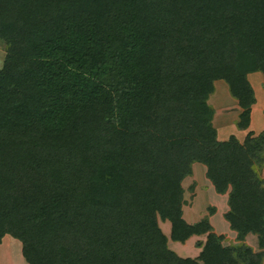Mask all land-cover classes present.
I'll return each mask as SVG.
<instances>
[{"label":"trees","instance_id":"16d2710c","mask_svg":"<svg viewBox=\"0 0 264 264\" xmlns=\"http://www.w3.org/2000/svg\"><path fill=\"white\" fill-rule=\"evenodd\" d=\"M0 245L22 244L28 264H263L264 131L218 141L207 100L225 81L251 124L248 75L264 74V0H0ZM193 132L160 157L172 94ZM217 149L214 156H207ZM202 162L225 219L246 244L224 247L208 219L183 216V180ZM207 234L196 259L169 248Z\"/></svg>","mask_w":264,"mask_h":264},{"label":"rangeland","instance_id":"374dc122","mask_svg":"<svg viewBox=\"0 0 264 264\" xmlns=\"http://www.w3.org/2000/svg\"><path fill=\"white\" fill-rule=\"evenodd\" d=\"M6 59H7V44L0 37V70H2L4 68ZM248 77H249V75H248ZM217 83H218L217 105L218 106L220 105L219 107L222 108L221 114L224 116L229 111L232 113V115H235L234 112L235 111L237 112V109H235L234 105L230 106L227 103L223 104L224 101L227 100V98H229V96H231V98H233V100H236L231 95L228 84L223 80H219V81H217ZM254 84H255V87L258 89V86L256 85V83H254ZM187 90L188 89H179V90L173 91L172 92L173 95L179 96L181 98L177 101H172L168 106V110L166 112L162 113L163 117L169 119V124L167 127H165L162 130V136L164 137L166 143H165V146L161 150L160 157L162 160L169 161L175 165L190 163L189 158L186 155H183L180 151L181 146L184 142H189L191 145H195L197 147H198L197 144L200 143L199 140L197 139L196 135L193 132H191L188 129V127H186L182 124V121H181L182 117L178 113V111L181 109H189L193 112L199 110V104H200L201 100L198 102L193 101L187 95L188 94ZM255 92L258 94L256 96L257 102L252 107V112L254 111L253 108L256 107L255 125L261 126L264 123V85H263V89L261 91L258 89V92H257L255 89ZM256 93H255V95H256ZM210 99L211 98L209 97V99L207 100L208 105H209ZM237 102H238V100H237ZM238 104H239V102H238ZM218 106H217V108H218ZM211 109H213V108L211 107ZM218 110H220V109L218 108ZM239 110L241 113L243 112L241 107ZM241 113H239L238 118L236 120H234V122L231 123V124L235 125L237 130H240L237 125L240 122ZM214 114H215V112H214ZM213 119H214V116H213ZM218 119H220V121L222 122L221 117H219ZM212 124H213V122H212ZM256 126L252 127L253 128L252 132L254 134V137L259 136L264 131V129L263 130L256 129ZM228 129H231V126H228L226 128L227 131H228ZM250 129H251V124H250L249 129H247L246 132L243 133V135H241L242 136L241 140H239L238 137L236 136V138L239 140L240 143L245 142L248 134L251 132ZM231 136H233V135H231ZM192 142H196V143L194 144ZM198 148L201 149L202 145L201 146L199 145ZM214 150L215 151H213V149L208 150L206 155L211 157L213 155V153H211V152H215V153L217 152V149H214ZM185 158H186V161H185ZM187 159H188V161H187ZM183 160H184V163H183ZM201 165H199V167L196 168V174H194L193 163H192V165H191L192 166V172H193L192 175L186 177L182 182V187L184 189L183 209L186 207L185 209L188 208L187 210L190 209L191 212L194 211L196 217H200V215H202V219L199 222H201L204 219H208L210 221V217L217 215V213H216L217 212V210H216L217 206L215 204L216 203L215 199H212V197L210 196V191H209V193L208 192L205 193V191H206L205 184H207L206 183L207 179H206L205 175L207 173V168H206L205 173H204V168L201 167ZM256 167H257V172L259 173L260 177L264 180V162L261 165L257 164ZM199 185H200L199 191L203 190V192L205 193L204 196H201V194L197 195ZM225 195H228V194H225ZM227 198H229V197H227ZM193 205H194V208H193ZM183 214H184V211H183ZM192 215H194V214H192ZM167 223H168V225L166 227L162 226V225H165ZM213 223L217 227V217L214 219ZM169 226H171L170 222L160 221V227H161L162 231L166 230V233H164V234H169V228H168ZM164 227L166 229H164ZM213 232L215 234H217V232L214 228H213ZM248 236L245 238L244 241H239L238 239H236V237L235 238L229 237L228 241L231 244H233L236 241L237 242L236 246H240V245H242V243L246 244L247 246L251 247L253 249V251L256 253L262 252V249L259 246L258 236L253 235V234H250L249 237ZM198 238L199 239H195L196 241L194 240L191 243L186 242L185 244L175 243L171 239H169V248L176 253L179 250L186 252L188 255L185 253L183 254V257H185V258L186 257H192L193 255L196 254L197 248L199 247L198 242H201V241H203L201 243L206 242L207 234L202 235V236H198ZM14 240H16V239H14ZM19 249L20 248L18 246H14L13 244H9V245L7 244L5 247L1 248L0 249V264H28L23 258L22 250L21 249L19 250ZM263 264H264V260H263Z\"/></svg>","mask_w":264,"mask_h":264},{"label":"crops","instance_id":"0c3cea01","mask_svg":"<svg viewBox=\"0 0 264 264\" xmlns=\"http://www.w3.org/2000/svg\"><path fill=\"white\" fill-rule=\"evenodd\" d=\"M248 78H249V81L251 82V84L253 86L254 91L256 89V91L258 92V89L260 91L263 89V85H264V74L263 73H260V72L252 73V74H249ZM254 83H256V85L258 86V89L255 87ZM217 93H218V83L216 81L215 82V92H214L213 95L210 96L211 99L209 100V106L211 105L210 107H212L214 112H215L214 119H213V126L217 130L218 141H220V142L228 141V139L230 138L231 135H235V136L238 137L239 140H241V138H242L241 135H243V133H245L246 130H237L235 125L231 124L232 122H234V120H236L238 118V114L241 113L240 110H239L240 106H239L237 100H233V98H231V96H229V98H227V100L224 101L223 104L227 103L230 106L234 105L235 109H237V112L235 111L234 112L235 115H232V113L228 111V113L223 116L221 114V109L222 108L219 107L220 105L219 106L217 105ZM257 95L258 94L256 93V96ZM217 106H218V108L220 110H218ZM253 109H254V111L252 112V115H251V129H250L251 132L253 131L252 127L256 126L255 125L256 107H254ZM219 117L222 118V122L220 121V119H218ZM228 126H231V129H228V131H227L226 128ZM256 129L263 130L264 129V123L261 126L257 125ZM192 143L195 144L196 142H192ZM197 145H198V147H199V145L201 146L200 143L197 144ZM213 151H215V150L213 149ZM211 153H213L212 156L215 155L214 154L215 152H211ZM185 161H186V158H185ZM187 161H188V159H187ZM183 163H184V160H183ZM199 165H201V167L204 168V173H205L206 166L202 162L198 161V162H193V172H194V174H196V168L199 167ZM205 177H206V175H205ZM206 179H207L206 180L207 184H205V186H206L205 193H207V192L209 193V191H210V196L212 197V199H215V201H216L215 204L217 206V208H216L217 215H215L213 217H210V223H211L212 227L216 230L217 235L224 237V241H223V246L224 247L236 246L237 245L236 241L233 244L229 243V241H228L229 237H233V238L236 237V239H237V233L231 229L229 222L225 219V214L229 211L228 198H227L228 195H221V194L217 193L216 190H215L214 185L212 184V182L207 177H206ZM199 187H200V185L198 186V192H197L198 194L197 195L201 194V196H204L205 193L203 192V190L199 191ZM185 208L183 209V211H184L183 216H184V219L187 221V223H189L191 225L199 223V221L202 219V215H200V217H196L194 211L191 212L190 209L187 210L188 208L187 209H185ZM193 208H194V205H193ZM192 214H194V215H192ZM216 217H217V227L213 223V221H214V219ZM167 225H168V223L165 224V225H162V226L166 227ZM170 225H171V223H170ZM165 227H164V229H166ZM168 228H169V234H165V235L170 239V237H171V226H169ZM163 231H164V233H166V230H163ZM249 236H250V234H249ZM195 239H199L198 236H193L189 241H187V243H191ZM18 242H19L18 240H14L11 236L8 235V236H6L3 239V242L0 245V249L5 247L7 244L8 245L9 244H13L14 246H18L22 250V245H21L20 242L19 243ZM201 242H203V241H201ZM201 251H202V249L198 247L195 255H193L192 257H186V258L196 259V258H198L200 256ZM177 253L182 258H185V257H183L184 253L187 254L186 252H183L182 250L177 251Z\"/></svg>","mask_w":264,"mask_h":264}]
</instances>
